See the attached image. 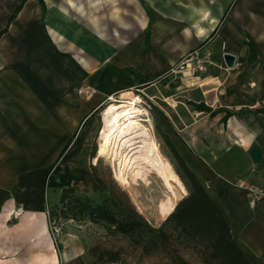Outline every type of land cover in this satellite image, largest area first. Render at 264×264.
I'll return each mask as SVG.
<instances>
[{"label":"crops","instance_id":"1","mask_svg":"<svg viewBox=\"0 0 264 264\" xmlns=\"http://www.w3.org/2000/svg\"><path fill=\"white\" fill-rule=\"evenodd\" d=\"M191 53L203 70L180 66ZM81 85L95 94L79 96ZM136 89L170 120L162 151L173 167L181 172L183 162L227 212L232 237L264 257V196L249 207V192L235 185L264 189V0H0V264H86L79 250L56 253L45 218L34 223L44 162L106 96ZM227 111L236 113L224 120ZM74 138L55 175L78 170L72 160L86 135Z\"/></svg>","mask_w":264,"mask_h":264},{"label":"rangeland","instance_id":"2","mask_svg":"<svg viewBox=\"0 0 264 264\" xmlns=\"http://www.w3.org/2000/svg\"><path fill=\"white\" fill-rule=\"evenodd\" d=\"M194 56L195 54L191 53L187 55L186 58L194 59ZM105 104L106 102H100L94 111V118L91 123L89 122L90 124L87 122V119L79 127V136L86 135V138L81 151L77 154V157L72 160V165L78 168L76 172H70L69 174L63 173L64 175L62 176L54 174L58 165L64 162L66 154L76 141L75 138L71 141L67 151L60 159L59 164L51 168L56 159L52 162H44L48 168H51V172L47 182L42 186L41 196L44 209L34 214V216H36L33 218V220H35L34 223L38 229L40 223L38 218H45L46 233L49 235L52 245L58 255L64 249H76L82 253L86 263V254L88 249L94 245H101L109 249H118L120 251L121 258L128 263L166 264V257L171 252L168 247H162L160 252L157 254L146 256L141 254L140 250L135 248L126 237L119 235L109 236L106 235L105 231L97 225L89 222L76 221L70 218L62 219L54 214H50L49 212L54 206L51 204L53 202L54 194L57 190L60 194V187L62 186L61 183L64 180L68 182L66 183L67 186H71L68 184L75 186L79 195L90 196V198L98 203L103 202L105 199L114 198L115 196L123 198V193L126 194L130 203L134 206L137 212L153 227L161 226L168 218L162 217L161 208L162 203L170 195V193L157 176L135 169L130 171L129 174L125 176L126 184L122 185L115 179L114 173L116 168L111 162L102 159L97 163H94L93 157L96 155L98 150V137L101 130L99 118L100 111ZM151 108L152 110H150V113L153 116L154 134L162 151L164 149L163 140L169 144V140H172L170 139V134H173V129L171 128L170 120L167 119V117H162V115L160 116V112L154 106H151ZM157 118L159 121H156ZM78 134H76V136ZM167 134H169V136ZM93 150L94 153L92 155ZM92 167L95 171V175L100 181V184L95 181L92 175ZM60 172L61 171H59V174ZM83 174L89 175L91 180L90 186H84L80 182V177ZM61 178H63V180H61ZM54 182H57L56 186L54 185ZM32 185L34 184L32 183ZM32 185L31 187H33ZM174 190V200L176 206L177 203L186 195L181 194L175 186ZM34 195V202L37 203V192L34 193ZM9 218L11 221H8V224L12 222L14 223L18 219V217L14 218L12 215H10ZM174 229L173 221L170 220L165 222L164 230L166 233H176L177 230ZM181 231L183 234L186 233L185 229ZM21 233H24V231ZM241 247L250 254H254L248 247L244 245H241ZM173 250L190 264H214L211 260H209V253H207L206 244L203 239L189 237L186 243H181L178 248ZM255 256L257 258L259 257L258 255ZM261 264H264V259L261 260Z\"/></svg>","mask_w":264,"mask_h":264},{"label":"trees","instance_id":"3","mask_svg":"<svg viewBox=\"0 0 264 264\" xmlns=\"http://www.w3.org/2000/svg\"><path fill=\"white\" fill-rule=\"evenodd\" d=\"M39 1L43 3V0ZM21 6L22 3L15 8L9 21L14 18ZM247 45L249 47L248 60L252 61L258 57L256 46L250 38H248ZM234 113L236 111H227L224 120ZM75 135L76 132L63 147L51 168L59 164ZM93 153L94 150L92 155ZM180 165L181 172L174 169L188 193L177 203L165 221L174 222L176 233H166L165 222L159 227H153L137 212L124 193L123 198L115 196L98 203L90 196L79 195L73 185L62 187L57 202L53 204L49 212L62 219L70 218L97 225L109 236L126 237L135 248L140 250L141 254L146 256L157 254L162 247H168L171 252L166 257V264H190L173 250L181 243H186L189 237L204 240L209 260L214 264H261L264 257L257 258L254 254L245 251L232 237L227 212L217 199L208 193L200 179L183 162L180 161ZM51 168L46 173L45 183L50 176ZM91 169L95 181L100 184L93 167ZM183 229L186 230L185 234L181 231ZM86 264L137 263L124 261L118 249L94 245L87 251Z\"/></svg>","mask_w":264,"mask_h":264},{"label":"bare ground","instance_id":"4","mask_svg":"<svg viewBox=\"0 0 264 264\" xmlns=\"http://www.w3.org/2000/svg\"><path fill=\"white\" fill-rule=\"evenodd\" d=\"M141 101L132 91H123L106 102L100 111L101 130L93 160L111 162L116 168L115 179L122 185L126 184L125 176L135 169L157 176L170 193L161 208L162 217L166 218L175 207L174 186L183 195L188 191L161 151L154 134L153 117Z\"/></svg>","mask_w":264,"mask_h":264},{"label":"built area","instance_id":"5","mask_svg":"<svg viewBox=\"0 0 264 264\" xmlns=\"http://www.w3.org/2000/svg\"><path fill=\"white\" fill-rule=\"evenodd\" d=\"M184 66L186 69H189L191 72H193L194 70H203L204 66H203V62L198 60L197 58H185L184 60ZM96 92V89L92 86L89 85H81L80 87H78L76 89V93L85 98V99H90ZM133 93L135 92L136 96L140 98V100H142L140 102V104H142L145 108H147L149 111L151 110V106H152V102H151V98L146 97L145 95H143L141 93L140 90L136 89L132 91ZM118 93H112L108 96L105 97V99L103 100V102H109L111 101V99L113 97H117ZM235 185L238 186L239 188H243L245 190H247L249 192V198H248V206L249 207H253L254 204L256 203V200L261 197L264 196V189L261 191H256V190H252L248 184L243 181V180H236L235 181ZM21 214V208H16V210L12 213V216L14 218L18 217Z\"/></svg>","mask_w":264,"mask_h":264},{"label":"water","instance_id":"6","mask_svg":"<svg viewBox=\"0 0 264 264\" xmlns=\"http://www.w3.org/2000/svg\"><path fill=\"white\" fill-rule=\"evenodd\" d=\"M225 61L228 65H232L233 56L231 54H225ZM248 155L251 157L254 163H257L261 159V152L256 145H251L248 150Z\"/></svg>","mask_w":264,"mask_h":264}]
</instances>
